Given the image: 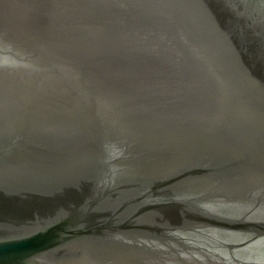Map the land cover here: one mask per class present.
Returning <instances> with one entry per match:
<instances>
[{
  "label": "water",
  "instance_id": "obj_1",
  "mask_svg": "<svg viewBox=\"0 0 264 264\" xmlns=\"http://www.w3.org/2000/svg\"><path fill=\"white\" fill-rule=\"evenodd\" d=\"M0 264H264V0H0Z\"/></svg>",
  "mask_w": 264,
  "mask_h": 264
},
{
  "label": "clouds",
  "instance_id": "obj_2",
  "mask_svg": "<svg viewBox=\"0 0 264 264\" xmlns=\"http://www.w3.org/2000/svg\"><path fill=\"white\" fill-rule=\"evenodd\" d=\"M104 147L109 171L115 176L119 172V167L115 164V161L124 158L127 150L115 142H109Z\"/></svg>",
  "mask_w": 264,
  "mask_h": 264
}]
</instances>
